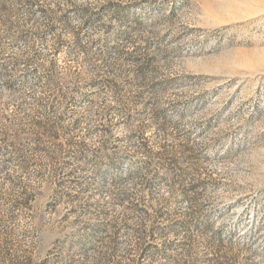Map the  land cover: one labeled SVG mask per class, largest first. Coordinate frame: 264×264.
I'll return each mask as SVG.
<instances>
[{"label":"rangeland","instance_id":"374dc122","mask_svg":"<svg viewBox=\"0 0 264 264\" xmlns=\"http://www.w3.org/2000/svg\"><path fill=\"white\" fill-rule=\"evenodd\" d=\"M0 264H264V0H0Z\"/></svg>","mask_w":264,"mask_h":264}]
</instances>
